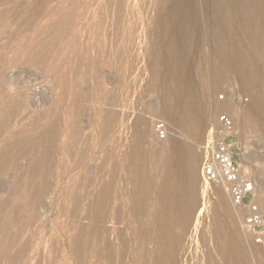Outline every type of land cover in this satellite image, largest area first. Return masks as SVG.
Instances as JSON below:
<instances>
[{
    "label": "rangeland",
    "instance_id": "obj_1",
    "mask_svg": "<svg viewBox=\"0 0 264 264\" xmlns=\"http://www.w3.org/2000/svg\"><path fill=\"white\" fill-rule=\"evenodd\" d=\"M179 113H196L201 128ZM221 115L264 209V0H0V225L13 237L0 264H264V234L257 244L242 228L246 211L202 177ZM137 130L190 153L182 184L195 168L197 204L176 263L154 242V221L129 211L124 170ZM109 184L103 209L94 202Z\"/></svg>",
    "mask_w": 264,
    "mask_h": 264
},
{
    "label": "bare ground",
    "instance_id": "obj_2",
    "mask_svg": "<svg viewBox=\"0 0 264 264\" xmlns=\"http://www.w3.org/2000/svg\"><path fill=\"white\" fill-rule=\"evenodd\" d=\"M237 43H235V44H237ZM239 44L240 43H238V46H239ZM175 54L179 55V54H177V51H175ZM179 57H180V55H179ZM179 57L176 56L174 58H179ZM179 60H180V58H179ZM238 64H240V66H243V64L240 62H238ZM243 74L247 77V73L243 72ZM181 96H184V95L182 94ZM180 100H182V99H180ZM174 101H175V99H173V101L171 103H173ZM177 101H179V100H176V102ZM176 102H174V103L176 104ZM183 103H184V101H183ZM183 103H182V106L180 105L181 103L180 104L178 103L181 106V108L183 107ZM178 104H176V105H178ZM189 104H191V102ZM166 105H167V109L165 108L166 113L168 115L174 113L173 112V111H175L174 106H173L174 104H170V105L166 104ZM191 106H193V104H191ZM193 108H191V109L194 110ZM180 109H178V111H180ZM182 110L184 111V109H182ZM183 111H182V113H183ZM190 111L191 110H189L187 112H190ZM182 113H179V114L181 115ZM192 114L196 115V113H192ZM192 114L188 115V113H187L188 116L182 114V116H180L181 119L180 118H179L180 120L177 119V120H179L178 123L181 122L182 125H188V124L195 122L196 128H201L200 126L202 124H201V120L199 119L200 117L197 118V117L193 116ZM176 115H178V114H176ZM172 118H174V117L172 116ZM176 118H174V119L176 120ZM146 123L147 122L144 119H140L138 121V124H140V125H143ZM234 130H235L234 125L230 129H226L223 127L221 128L222 133H224L225 135L230 134ZM133 137H134V140L132 141L133 143L131 144V146H129V152L127 153V160L128 161L127 160L126 161L128 162V164L126 162L127 167H126V170H124L127 172L125 174L129 175L130 178L128 181H130L131 185H132V187H131L132 189L129 192L130 194H129V200H128L130 202V204L128 203L130 205L129 211L131 214L134 215L135 218L139 219V221L141 223H144V222L148 221L149 219L154 221V227H152L153 231H154L153 232L154 233L153 234L154 242L156 243V245L162 250V252L168 258L173 259V262L176 263V261L174 260V257L176 255V253L178 252V249L180 248L178 238H180V236L186 235V234L182 235L180 233V231H182L183 233H186V232H184L185 231L184 229H185V227H186V229L189 227V226L188 227L186 226V222H187V220L192 218L191 216L193 215L194 209H195L196 204H197L196 202H197L198 194L196 193L197 187L195 188V185H197L195 183L196 182V180H195V176H196L195 168L189 167L188 177L186 176L188 181H187V183H185V184H187V186L186 187L184 186V188H183L182 186L178 185V182L181 181V178H182V174L178 172L179 171L178 168L180 167L181 163L183 162V158L185 157L184 154H186V150H185V153H183L184 151L182 150V145L179 144L180 142L172 140L169 144H166V143H163L160 141L157 144L151 145V144L147 143V137L148 136H147L146 131H142V130H137L136 134ZM186 156H187V159L189 161L191 159L190 153H187ZM120 160L121 159H119V161ZM151 161L156 163L155 173L157 174V177H158V179H157L158 181L156 180L158 182V185H155V182H153L154 178H152L153 176L150 174V171H149V163H151ZM124 165H119L118 168L120 166L123 167ZM31 166L32 165L29 166L32 170L30 172L31 174L28 173L27 175L30 176V179L29 178L28 179L34 183V181L36 179H38L41 176V174L43 173V166H42V164L41 165L37 164L33 167H31ZM120 169H121V167H120ZM120 169H118L117 171L115 170L116 171L115 174L117 172L122 173V172H120L121 171ZM123 169H125V168H122V171H123ZM180 170H182V169H180ZM182 173H183V171H182ZM124 175H123V177H124ZM128 175H127V177H128ZM241 175H243L242 172H241ZM23 176H24V174H23ZM115 177H116V175H115ZM118 178H120V177H118ZM116 179H117V177H116ZM22 180H23V178H22ZM28 183H30V182H28ZM179 183H181V182H179ZM22 184H23V182H22ZM113 184H114V182H113ZM185 184H182V185H185ZM123 185L121 184L122 187H123ZM127 185L129 186L130 184H127ZM115 186H116V184H115ZM118 186L119 185H117V187ZM155 186L156 187L158 186L157 191H155ZM179 186H180V188H179ZM128 188L129 187H127V189ZM112 189H113L112 184H109L107 187L100 190V191H102L100 193L101 199L94 202L96 204V206L99 205L103 209H104V207H106V204H108V202H109V199L107 198L108 196L106 197V195H108V193ZM115 189H116V187H115ZM254 193L256 194V188H255ZM117 194H120V193H117ZM117 194H115V195H117ZM124 195H126V194H124ZM217 195H218L217 199L220 203L219 211L222 212V215H223V218H221V219H222V222H224V226H226L225 221L227 222V219H228V216L226 217V214L228 213V211L225 209V206H224L223 195L221 193H219ZM118 198H119V196H118ZM119 201H120V199H119ZM260 201H261L260 198L256 194V202L258 203V205H261ZM117 203H118V201H117ZM126 205H127V203H126ZM120 220H121V218H120ZM228 221H229V219H228ZM187 223H189V222H187ZM11 226L12 225L8 224V223L0 225V258L3 257L7 253L9 245L12 244V242H13V237L11 235V229H12ZM151 234H152V232H151ZM151 234L150 233L148 234V238H147L148 240L152 239ZM176 234H179V237L178 236L176 237ZM26 248H27L26 245L19 248L20 249L19 250L20 256L24 254ZM237 248L240 249V247H237ZM181 252H182V250H181ZM255 252H256V250H255ZM261 253H263V252H261ZM143 254H144V252L142 253V255ZM146 255H148V254H146ZM226 257L228 258V255ZM147 258H149V257H147ZM229 260H230V255H229ZM226 263L227 264H249L245 259H243V260L238 259V261H234V260L228 261V262H225V264Z\"/></svg>",
    "mask_w": 264,
    "mask_h": 264
},
{
    "label": "built area",
    "instance_id": "obj_3",
    "mask_svg": "<svg viewBox=\"0 0 264 264\" xmlns=\"http://www.w3.org/2000/svg\"><path fill=\"white\" fill-rule=\"evenodd\" d=\"M218 124L220 132H213L206 144L207 159L202 169L203 180L208 185L221 186L232 206L246 211L242 228L256 238L257 244H261L264 234V209L256 202L254 183L241 175L239 162L228 141L232 135H225L221 131L222 127L232 128V122L227 116L221 115ZM159 129L161 135H164L163 127Z\"/></svg>",
    "mask_w": 264,
    "mask_h": 264
},
{
    "label": "water",
    "instance_id": "obj_4",
    "mask_svg": "<svg viewBox=\"0 0 264 264\" xmlns=\"http://www.w3.org/2000/svg\"><path fill=\"white\" fill-rule=\"evenodd\" d=\"M247 158H248V156H247Z\"/></svg>",
    "mask_w": 264,
    "mask_h": 264
}]
</instances>
